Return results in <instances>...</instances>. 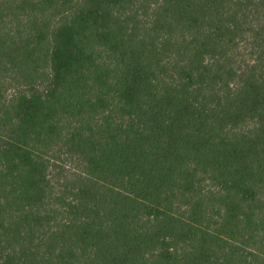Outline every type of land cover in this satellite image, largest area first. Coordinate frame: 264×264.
Wrapping results in <instances>:
<instances>
[{
	"label": "trees",
	"instance_id": "16d2710c",
	"mask_svg": "<svg viewBox=\"0 0 264 264\" xmlns=\"http://www.w3.org/2000/svg\"><path fill=\"white\" fill-rule=\"evenodd\" d=\"M0 264H264V0H0Z\"/></svg>",
	"mask_w": 264,
	"mask_h": 264
}]
</instances>
